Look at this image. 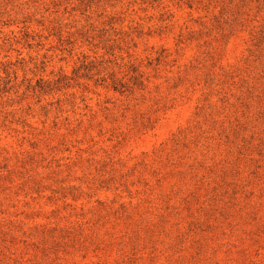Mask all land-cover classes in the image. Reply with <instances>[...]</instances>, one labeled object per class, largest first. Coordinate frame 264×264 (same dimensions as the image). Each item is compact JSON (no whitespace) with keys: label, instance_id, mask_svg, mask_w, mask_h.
Masks as SVG:
<instances>
[{"label":"rangeland","instance_id":"rangeland-1","mask_svg":"<svg viewBox=\"0 0 264 264\" xmlns=\"http://www.w3.org/2000/svg\"><path fill=\"white\" fill-rule=\"evenodd\" d=\"M0 264H264V0H0Z\"/></svg>","mask_w":264,"mask_h":264}]
</instances>
